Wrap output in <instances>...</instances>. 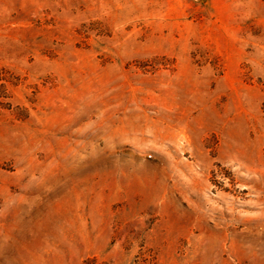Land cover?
I'll list each match as a JSON object with an SVG mask.
<instances>
[{
    "label": "rangeland",
    "instance_id": "obj_1",
    "mask_svg": "<svg viewBox=\"0 0 264 264\" xmlns=\"http://www.w3.org/2000/svg\"><path fill=\"white\" fill-rule=\"evenodd\" d=\"M0 264H264V0H0Z\"/></svg>",
    "mask_w": 264,
    "mask_h": 264
}]
</instances>
